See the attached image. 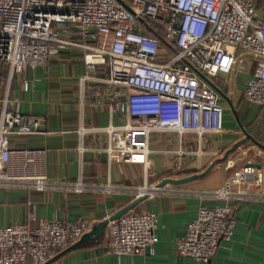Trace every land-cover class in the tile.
Masks as SVG:
<instances>
[{
  "label": "built area",
  "instance_id": "1",
  "mask_svg": "<svg viewBox=\"0 0 264 264\" xmlns=\"http://www.w3.org/2000/svg\"><path fill=\"white\" fill-rule=\"evenodd\" d=\"M124 2V3H122ZM0 0V61L11 69H34L50 55L79 47L86 71L81 81L125 87L99 93L97 106L124 112L125 122L101 127L108 136L102 150L121 161L146 162L147 139L153 131L218 132L222 107L214 77L242 60L238 49L255 59L243 94L264 105V17H255V0ZM148 21L163 27L169 53L155 35L143 32ZM80 31L92 43L71 39L61 30ZM107 66V77L93 75ZM15 102V101H14ZM4 100L0 110V184L35 189L50 185L41 169L45 149L13 147L10 135L43 131L44 117L22 113ZM84 147L80 146L79 150ZM178 150L176 154H181ZM228 160L227 165H232ZM261 165L247 159L215 189L202 194L215 202L200 205L176 240L180 254L209 261L221 240L230 239L235 211L242 201L263 198ZM64 188L80 191L81 181ZM107 189L108 185L103 186ZM143 188V190H141ZM154 188V186H152ZM161 188V187H160ZM159 189V188H154ZM151 189L140 187L136 195ZM157 215L127 210L105 225L107 249L114 255L154 253ZM88 230L81 216L44 219L29 228L13 222L0 226V264H42Z\"/></svg>",
  "mask_w": 264,
  "mask_h": 264
},
{
  "label": "crops",
  "instance_id": "2",
  "mask_svg": "<svg viewBox=\"0 0 264 264\" xmlns=\"http://www.w3.org/2000/svg\"><path fill=\"white\" fill-rule=\"evenodd\" d=\"M254 16L264 17V0H255ZM61 32L73 40L92 43L77 35V30ZM82 51L79 47L62 49L50 55L45 64L22 71L0 61V110L4 100L15 101L22 113L44 117L42 132L12 134L10 145L44 148L41 169L50 182L44 189L0 184V226L18 222L32 228L44 219L68 221L81 216L89 230L129 203L145 185L151 189L150 195L129 210L156 213L157 239L152 255L112 254L107 249L104 227L98 236L57 255L60 250L42 264H264V197L239 203L230 239L220 241L209 261L176 250L177 238L196 216L198 207L219 202L203 191L221 186L247 159L259 163L264 173V105L248 101L243 94L256 59L238 49L242 60L230 72L214 77L222 107L220 131L201 135L153 131L148 135L150 151L143 163L121 161L118 154L108 155L102 150L108 136L101 127L121 124L127 116L111 111L107 100L97 106L95 99L116 87L126 89L95 80L81 81L79 75L86 71ZM93 75L107 77V66L98 65ZM237 141L241 142L234 147ZM80 146L84 149L79 150ZM178 150L182 153L176 154ZM228 160L232 165H227ZM186 175L195 177L152 188L162 177ZM76 181H81L82 190L62 187ZM105 185L107 189H103ZM254 190L264 194V180Z\"/></svg>",
  "mask_w": 264,
  "mask_h": 264
},
{
  "label": "water",
  "instance_id": "3",
  "mask_svg": "<svg viewBox=\"0 0 264 264\" xmlns=\"http://www.w3.org/2000/svg\"><path fill=\"white\" fill-rule=\"evenodd\" d=\"M120 1L122 2V0H120ZM122 3H124V2H122ZM240 142L241 141H237L236 143H234L233 146L235 147ZM191 168L192 167H189L187 169H191ZM194 177H195L194 175H186V176L176 177V178L175 177H162L159 181L156 182V184L154 185V188H160L163 185L168 184V183H173V184L182 183V182H185L187 180L193 179ZM147 196H148V191H143L142 193L136 195L129 203H127L126 205L120 207L114 213H112L111 215H108L103 220H101L100 222L96 223L88 231H85L80 236V238L78 240H76L75 242L71 243L66 248L62 249L57 255L62 254L65 251H67V250H69L71 248H74V247H77V246L83 244V242L86 239H88V238H94V237L98 236L100 233H102V230L104 229V227H105V225H106L108 220L120 216L122 213H124L127 210L131 209L134 205H136L138 202H140L141 200H143ZM57 255H55V256H57ZM48 260H50V259H48Z\"/></svg>",
  "mask_w": 264,
  "mask_h": 264
},
{
  "label": "trees",
  "instance_id": "4",
  "mask_svg": "<svg viewBox=\"0 0 264 264\" xmlns=\"http://www.w3.org/2000/svg\"><path fill=\"white\" fill-rule=\"evenodd\" d=\"M143 32L150 34V35H155L158 37L161 41V46H164L168 49L169 53H172L175 49L171 47L170 45L167 44L164 36V30L163 27L157 23L148 21L146 29H143ZM72 38V37H71ZM73 38H77L74 37Z\"/></svg>",
  "mask_w": 264,
  "mask_h": 264
},
{
  "label": "rangeland",
  "instance_id": "5",
  "mask_svg": "<svg viewBox=\"0 0 264 264\" xmlns=\"http://www.w3.org/2000/svg\"><path fill=\"white\" fill-rule=\"evenodd\" d=\"M76 34L82 36V34H81L80 31H77ZM231 111H232L233 115L235 116V112H234V110L232 109V107H231Z\"/></svg>",
  "mask_w": 264,
  "mask_h": 264
},
{
  "label": "bare ground",
  "instance_id": "6",
  "mask_svg": "<svg viewBox=\"0 0 264 264\" xmlns=\"http://www.w3.org/2000/svg\"><path fill=\"white\" fill-rule=\"evenodd\" d=\"M141 190H143V188H141Z\"/></svg>",
  "mask_w": 264,
  "mask_h": 264
}]
</instances>
